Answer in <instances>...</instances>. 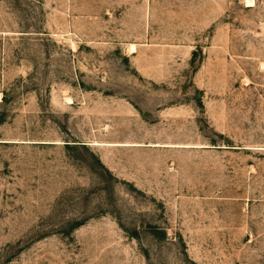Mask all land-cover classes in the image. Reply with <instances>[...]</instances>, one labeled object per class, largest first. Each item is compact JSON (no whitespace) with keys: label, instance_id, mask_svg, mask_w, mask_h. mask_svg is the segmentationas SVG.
<instances>
[{"label":"rangeland","instance_id":"374dc122","mask_svg":"<svg viewBox=\"0 0 264 264\" xmlns=\"http://www.w3.org/2000/svg\"><path fill=\"white\" fill-rule=\"evenodd\" d=\"M0 264H264V0H0Z\"/></svg>","mask_w":264,"mask_h":264}]
</instances>
